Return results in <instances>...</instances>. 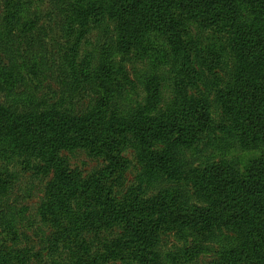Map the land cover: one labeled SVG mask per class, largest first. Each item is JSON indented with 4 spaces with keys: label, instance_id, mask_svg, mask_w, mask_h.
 <instances>
[{
    "label": "rangeland",
    "instance_id": "obj_1",
    "mask_svg": "<svg viewBox=\"0 0 264 264\" xmlns=\"http://www.w3.org/2000/svg\"><path fill=\"white\" fill-rule=\"evenodd\" d=\"M158 1L172 19L171 45L153 44L149 37L146 45L137 35L129 49V38L140 22L136 14L133 20L122 14L125 0H0V264H85L94 257L101 259L100 264H153L151 250L160 256L159 264H173L169 255L190 248L172 228H153L147 241L144 236L125 234L126 244L134 246L128 249L135 255L132 262L101 257V239L114 238L122 229L113 227L98 237L91 234V223L81 215L75 191L63 201L68 207L52 214L49 223L44 208L57 195V176L62 171L74 174L83 185L76 192L79 196L113 159L67 142L52 151L38 148L34 126L44 123V118L55 122L61 120L58 115L92 118L98 122L99 135L110 131L123 136L118 153L123 181L113 187L119 200L133 187L140 196L143 192L142 199L176 191L192 200L216 197L219 188L208 175L201 177L199 195L195 194L197 176L190 174L192 169L201 170L220 159L236 165L238 174L247 168L251 154L239 147L237 134L226 123L222 110L229 105L218 103L221 89L242 66L227 29L215 30L219 24L215 17L187 9L184 0ZM185 96L208 100L212 130L184 156L176 150L170 153L160 179L150 185L147 160L161 146L140 141L130 126L121 127L131 117L147 121L154 116L165 122ZM26 115L37 118L35 124L29 118L20 122L29 128L26 132L9 123ZM92 146L106 150L108 156L117 153L110 144ZM154 220L165 219L157 215ZM196 241L200 245L188 260L180 256V264L229 261L226 252L219 250L227 242L222 236L189 239Z\"/></svg>",
    "mask_w": 264,
    "mask_h": 264
},
{
    "label": "trees",
    "instance_id": "obj_2",
    "mask_svg": "<svg viewBox=\"0 0 264 264\" xmlns=\"http://www.w3.org/2000/svg\"><path fill=\"white\" fill-rule=\"evenodd\" d=\"M184 1L187 9L202 11L207 17H215L219 23L215 30H221V27L227 29L226 33L231 37L230 45L242 62L238 75L218 94V103L222 107L229 105L222 110L228 117L226 123H230V128L237 134L239 147L251 154L247 168L245 167L243 174H238L236 165L220 159L201 170L198 167L192 169L190 174L197 176L193 182L196 187L195 194L199 195L201 177L208 175L219 188L218 192L215 191L216 197H198L192 200L186 194L176 191L169 196L159 194L152 199H142L143 192L140 196L138 189L133 187L126 197L119 200L113 187L123 181L120 174L123 164L118 155L124 141L123 136H115L110 131L99 135L96 131L99 128L98 122L92 118H63L57 114L61 119L59 122L47 117L44 118V123L34 126L33 140L38 148L52 151L55 146L67 142L73 148H87L93 152L98 150L101 152L100 156L113 159V163L95 176L92 183L87 182L88 187L79 196L76 192L83 185L73 178L74 174L62 171L56 178L57 195H53L48 206L44 208V218L48 216L50 220L45 219L52 223V214L68 207L63 201L75 191V197L81 201L80 213L82 216L86 215L88 225L91 223V234L98 237L101 231L107 232L113 227L122 229L114 238L101 239L100 245L104 249L101 257L132 262L135 255L132 256V250L128 249H133L134 246L126 244L123 239L126 235L135 238L144 236L147 241L150 240L149 229L172 228L182 235L183 244L186 246L189 243L190 247L178 254L169 255L173 264H180V256H186L188 260L200 245L197 244L199 241L192 244L189 239H202L206 236L214 237V240H219L222 236L227 241L222 242L219 248L220 252H226L229 257L226 264H264V0ZM125 2L126 7L122 14L127 13L132 20L136 14L135 20L140 22V25L134 27L138 31L133 30V35L129 38V49L137 35L142 36L146 45H149L148 37L153 44L171 45L172 30L168 27L172 24V19L165 13L162 1ZM181 102L165 122L154 116H148L147 121L131 117L128 124L121 127L124 130L130 126L133 132L138 133L140 141L155 143L156 147L161 146L159 150L150 152L151 157L147 160L148 167L145 170L151 173L150 185L157 183L153 179H160L165 164H169L167 157L170 153L176 150L177 155L179 152V155L184 156L193 150L202 135L212 130L211 107L207 99L185 96ZM28 118L32 122L30 124L37 121V118L26 115V118L17 117L9 120V123L17 128L22 127L26 132V128H29H24L20 122ZM46 119L50 120V124L46 123ZM92 143H105L106 146L110 144L117 153L108 156L106 150L102 152L99 146H92ZM116 173L120 175L118 180ZM166 174L171 175L170 172ZM111 177L116 179L110 182ZM157 215L163 216L165 220L152 222V218ZM149 253L154 254L153 264H159L160 256L152 250ZM100 260L98 257L90 258L85 264H100Z\"/></svg>",
    "mask_w": 264,
    "mask_h": 264
}]
</instances>
